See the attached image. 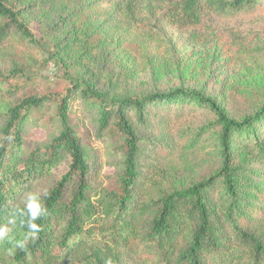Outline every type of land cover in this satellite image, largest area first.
<instances>
[{
    "label": "trees",
    "instance_id": "obj_1",
    "mask_svg": "<svg viewBox=\"0 0 264 264\" xmlns=\"http://www.w3.org/2000/svg\"><path fill=\"white\" fill-rule=\"evenodd\" d=\"M106 1L152 36L161 34L162 20L192 30L212 18L252 14L264 4ZM45 5V0H0V49L37 46L25 19ZM48 60L58 75L45 87L13 60L11 69L0 71V219L29 184L60 165L63 155L69 167L43 196L47 215L37 221L39 239L29 242L27 254L17 251L15 257L6 254L7 243L0 244V263L104 264L110 256L119 264L121 247L137 245L143 261L151 264H264V97L256 110L236 117L200 91L110 93L74 73L56 51ZM186 103L206 109L212 121L198 129L184 123L180 106ZM85 112L95 113L98 140H109L122 159L116 184L107 190H91L89 147L70 123L71 116L80 119ZM50 122L58 127L56 135L46 145L27 149L25 130ZM179 153L215 159L218 167L184 189L166 192L149 185L148 173ZM72 179L74 190L64 202ZM14 235L23 238V230Z\"/></svg>",
    "mask_w": 264,
    "mask_h": 264
},
{
    "label": "rangeland",
    "instance_id": "obj_2",
    "mask_svg": "<svg viewBox=\"0 0 264 264\" xmlns=\"http://www.w3.org/2000/svg\"><path fill=\"white\" fill-rule=\"evenodd\" d=\"M45 1L42 10L28 13L25 19L38 45L1 48L0 71L11 69L13 60L45 87L58 75L53 61H47L56 51L74 73L110 93L196 90L214 97L236 117L256 110L264 97V4L252 14L235 19L212 18L192 30L178 29L162 20L161 34L152 36L132 25L106 0ZM143 18L147 20V16ZM180 108L184 123L195 129L212 121L206 109L189 103ZM94 114L85 112L80 119L71 116L70 123L77 126L84 135L81 141L89 147V186L96 192L114 187L122 159L109 140H98ZM57 128L53 122L46 128L28 127L24 146L33 149L46 145ZM68 167L69 158L63 155L60 165L29 184L24 192H49ZM217 167L215 159L179 153L158 171L151 170L148 184L166 192L184 189ZM74 184V179L67 183L64 202L69 200ZM141 257L137 245L121 247L118 262L151 264V260L144 262ZM4 264L11 262L5 259Z\"/></svg>",
    "mask_w": 264,
    "mask_h": 264
},
{
    "label": "clouds",
    "instance_id": "obj_3",
    "mask_svg": "<svg viewBox=\"0 0 264 264\" xmlns=\"http://www.w3.org/2000/svg\"><path fill=\"white\" fill-rule=\"evenodd\" d=\"M11 141L12 136L6 137ZM43 194L28 190L20 197L17 203L11 205L2 219H0V244L7 243L9 247L5 249L9 257H15L17 251L28 253L29 242H35L39 239V233L42 231L41 224L37 221L47 215V208L44 204ZM23 230V238L17 239L14 233L17 230ZM104 264H113L109 256Z\"/></svg>",
    "mask_w": 264,
    "mask_h": 264
}]
</instances>
